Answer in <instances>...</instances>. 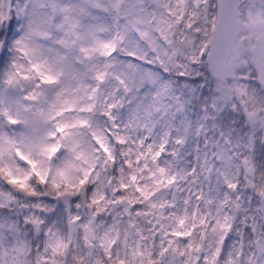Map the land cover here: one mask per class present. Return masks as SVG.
Here are the masks:
<instances>
[{"label": "snow or ice", "instance_id": "6c2138e0", "mask_svg": "<svg viewBox=\"0 0 264 264\" xmlns=\"http://www.w3.org/2000/svg\"><path fill=\"white\" fill-rule=\"evenodd\" d=\"M0 264H264V0H0Z\"/></svg>", "mask_w": 264, "mask_h": 264}]
</instances>
